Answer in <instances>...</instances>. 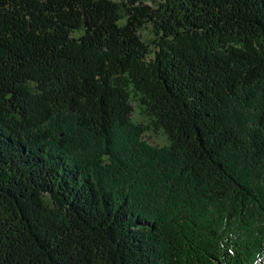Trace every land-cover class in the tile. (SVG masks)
<instances>
[{"label":"trees","instance_id":"16d2710c","mask_svg":"<svg viewBox=\"0 0 264 264\" xmlns=\"http://www.w3.org/2000/svg\"><path fill=\"white\" fill-rule=\"evenodd\" d=\"M258 263L264 0H0V264Z\"/></svg>","mask_w":264,"mask_h":264},{"label":"rangeland","instance_id":"374dc122","mask_svg":"<svg viewBox=\"0 0 264 264\" xmlns=\"http://www.w3.org/2000/svg\"><path fill=\"white\" fill-rule=\"evenodd\" d=\"M158 1L160 0H138L139 3L149 4L151 6L156 5ZM139 33L141 34V37L145 40L146 43L153 46L155 42V34L153 32V29L149 25L140 28ZM131 119L133 122L138 124H142V125L147 124L146 116L143 114L142 109L136 104L135 101H133V110L131 112ZM142 139L148 142L149 144L156 146H161L168 143V139L166 135L160 130L157 131L145 130L142 133Z\"/></svg>","mask_w":264,"mask_h":264}]
</instances>
